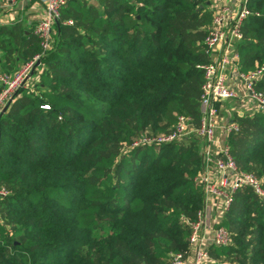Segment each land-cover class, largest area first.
I'll use <instances>...</instances> for the list:
<instances>
[{
	"label": "trees",
	"instance_id": "1",
	"mask_svg": "<svg viewBox=\"0 0 264 264\" xmlns=\"http://www.w3.org/2000/svg\"><path fill=\"white\" fill-rule=\"evenodd\" d=\"M244 3L246 71L264 63V0ZM211 18V0H67L45 51L35 26L0 23L1 70L41 52L0 122V264H168L189 249L202 140L132 141L199 115ZM236 117L226 140L264 186V110ZM220 224L231 241L205 264H264V198L238 187Z\"/></svg>",
	"mask_w": 264,
	"mask_h": 264
},
{
	"label": "built area",
	"instance_id": "2",
	"mask_svg": "<svg viewBox=\"0 0 264 264\" xmlns=\"http://www.w3.org/2000/svg\"><path fill=\"white\" fill-rule=\"evenodd\" d=\"M19 0H0V6L12 8ZM67 0H46L45 15L34 27L41 41L42 50L51 47L55 23L61 17V8ZM212 18L203 44L208 60L199 64L203 70L200 86L199 115L180 114L170 130L158 136L141 134L132 144L170 141L187 134H194L202 140L203 168L194 179L202 185L203 205L194 219L187 220L189 249L170 253L168 264H205L211 258L207 245L227 244L231 241L230 232L220 224L225 211L229 208L233 193L240 186H249L260 198H264L262 178L253 171L241 169L236 162L227 134L238 129L234 119L220 123L219 101L247 97L253 104V111L264 110V91L256 87V82L264 73V63L249 70H241L237 42L243 37L241 24L250 12L240 0L236 4L224 0H211ZM65 22L73 23L72 19ZM41 57L37 53L18 70H1L0 66V115L7 103L14 99L17 90L25 84L36 62ZM233 77L242 86L239 91L229 79ZM11 104V103H10ZM222 127V133L217 128ZM9 189L0 186V197ZM215 222H212L214 220ZM222 264H236L224 261Z\"/></svg>",
	"mask_w": 264,
	"mask_h": 264
},
{
	"label": "crops",
	"instance_id": "3",
	"mask_svg": "<svg viewBox=\"0 0 264 264\" xmlns=\"http://www.w3.org/2000/svg\"><path fill=\"white\" fill-rule=\"evenodd\" d=\"M224 1L231 4H236L240 0ZM45 6L46 0H19L18 3L12 8L0 6V23H11L17 20L22 21L25 25L29 27H33L35 26L37 21L45 15ZM229 81L234 84V86H236L239 91H242V86L236 83V80L233 77H231ZM232 100L239 101V99H227L219 101V109L221 116L219 122H222V124L226 121L224 119V113H226L230 109H235L233 107L228 106L229 102ZM240 102L246 105V108L248 109V114H251L253 112L254 106L250 102V100H248L247 97L241 98ZM237 113L242 114L243 111L238 110ZM222 130L223 129L221 126L217 128V132L223 135ZM212 222H215V218L214 220H212Z\"/></svg>",
	"mask_w": 264,
	"mask_h": 264
},
{
	"label": "rangeland",
	"instance_id": "4",
	"mask_svg": "<svg viewBox=\"0 0 264 264\" xmlns=\"http://www.w3.org/2000/svg\"><path fill=\"white\" fill-rule=\"evenodd\" d=\"M92 1H95V0H92ZM240 100H241V98L239 99V101H235V100H232V101H230L229 102V105L228 106H230V107H233V108H235V109H230L229 111H227L226 113H224V119L225 120H229L230 119V117L232 118V119H234V120H237V112H238V110H241V111H243L244 113H247L248 112V109L246 108V105H244V103H241L240 102ZM249 171H252L251 169H249ZM254 172V171H253ZM199 209V208H198ZM197 209V210H198ZM197 212V211H196ZM194 219V218H193ZM188 220H191V219H188ZM233 228V230H235L234 228L235 227H232ZM240 259L239 260H234L233 262L234 263H236V264H239V263H242V259H243V257H239ZM225 260H223V259H221L220 260V262H224ZM243 264V263H242ZM244 264H250V262L248 261V262H246V263H244Z\"/></svg>",
	"mask_w": 264,
	"mask_h": 264
},
{
	"label": "water",
	"instance_id": "5",
	"mask_svg": "<svg viewBox=\"0 0 264 264\" xmlns=\"http://www.w3.org/2000/svg\"><path fill=\"white\" fill-rule=\"evenodd\" d=\"M57 22H58V20H57ZM39 63H40V61L38 60V61L36 62V64L34 65V67H33L32 71H31V73H33L34 69L36 68V66H37ZM10 103H11V100H10V101L7 103V105L4 107V109H3V111H2V113H1V115H0V122H1V117H2L3 113L7 110V108H8L9 105H10ZM1 135H2V131H1V127H0V140H1Z\"/></svg>",
	"mask_w": 264,
	"mask_h": 264
}]
</instances>
